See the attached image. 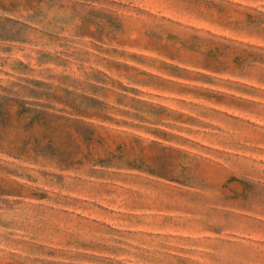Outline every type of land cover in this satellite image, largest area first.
I'll return each mask as SVG.
<instances>
[{
    "label": "rangeland",
    "instance_id": "1",
    "mask_svg": "<svg viewBox=\"0 0 264 264\" xmlns=\"http://www.w3.org/2000/svg\"><path fill=\"white\" fill-rule=\"evenodd\" d=\"M0 264H264V0H0Z\"/></svg>",
    "mask_w": 264,
    "mask_h": 264
}]
</instances>
